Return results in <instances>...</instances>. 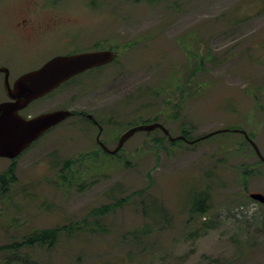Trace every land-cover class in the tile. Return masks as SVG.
<instances>
[{
    "label": "rangeland",
    "instance_id": "1",
    "mask_svg": "<svg viewBox=\"0 0 264 264\" xmlns=\"http://www.w3.org/2000/svg\"><path fill=\"white\" fill-rule=\"evenodd\" d=\"M26 1L0 0V22ZM58 3L66 23L113 27L120 52L112 75L75 78L25 113L113 114L110 146L156 117L173 136L183 126L194 139L222 131L194 144L163 139L159 150L151 139L161 133L139 131L118 154L80 167L82 174L67 171L64 183L63 165L96 148V129L75 118L52 128L15 158L17 180L5 191L0 184V247L122 203L91 218L104 230H63L51 247L0 249V264H264V204L249 196L264 194V162L239 131L253 134L264 157V0ZM71 48L83 46L63 47ZM50 50L34 48L35 64ZM10 164L0 157V175ZM199 192L208 194L202 215L191 211ZM147 225L153 231L142 233Z\"/></svg>",
    "mask_w": 264,
    "mask_h": 264
},
{
    "label": "flooded vegetation",
    "instance_id": "2",
    "mask_svg": "<svg viewBox=\"0 0 264 264\" xmlns=\"http://www.w3.org/2000/svg\"><path fill=\"white\" fill-rule=\"evenodd\" d=\"M57 2H61V0H40V2H37L38 7H36L35 0H27L23 7L11 10L12 12H9L10 14H8V16L5 13L3 14V16L6 15V17L3 18V22H0V94L6 95L7 99L1 100L0 103L9 100L8 91L10 88H13L15 81L20 76L41 67L48 60L58 55H70L91 51H113L115 56L111 62L86 69L69 80L85 75H93L96 77L112 75L113 71L110 70V65L116 61L118 53L120 52L115 43V29L105 23L88 26H75L71 23H66L64 22V16L60 12L61 8L58 6L59 3L57 4ZM9 15L10 21L7 22L6 20L9 18ZM67 43H71L73 46L82 45L83 48H71V50L67 51L66 49H63ZM40 47H49L51 50L47 53L45 61L37 65L35 63L39 61H37L33 55V50L34 48ZM68 81L59 85L55 90L67 84ZM28 107L21 110V114L27 118H32L49 111L66 109L54 108L42 111L38 114H32L25 113V110ZM70 110L74 112V115L65 119L61 123L71 118H75L80 121L86 120L96 129V148L90 151V158L112 157L124 148L123 145L117 153L111 154L101 145V143H103L108 149L112 150L118 144L117 141L116 145L110 146L108 141L110 135L106 132L108 127L107 124L109 123L108 121L111 119L113 120V114H107V118H103V116L90 111L86 112L84 110L76 109ZM90 114L95 117L98 123H96L93 118L89 117ZM59 124L51 127L49 130ZM49 130L43 133L38 139L45 135ZM98 136L100 137V140L97 139Z\"/></svg>",
    "mask_w": 264,
    "mask_h": 264
},
{
    "label": "water",
    "instance_id": "3",
    "mask_svg": "<svg viewBox=\"0 0 264 264\" xmlns=\"http://www.w3.org/2000/svg\"><path fill=\"white\" fill-rule=\"evenodd\" d=\"M114 56L113 51L58 55L48 60L41 67L20 76L15 81L13 88L8 91L9 100L0 103V157L10 160L15 159L51 127L74 115V112L70 109H58L27 118L21 114V110L28 107L35 100L48 95L59 85L82 71L111 62ZM89 117L98 123L92 114ZM156 129L162 130L170 141L184 140L189 144H194L200 139L222 131L218 130L198 139H188L184 135H171L170 130L163 123L156 121L128 128L120 135L117 146L112 150L108 149L103 143L101 145L111 154H115L137 132H151ZM239 131L245 135L256 154L264 162V157L257 144L245 130ZM97 139L100 140V137L98 136ZM249 196L252 200L264 204V194L262 192H252Z\"/></svg>",
    "mask_w": 264,
    "mask_h": 264
},
{
    "label": "trees",
    "instance_id": "4",
    "mask_svg": "<svg viewBox=\"0 0 264 264\" xmlns=\"http://www.w3.org/2000/svg\"><path fill=\"white\" fill-rule=\"evenodd\" d=\"M200 64L201 63H199L198 65H200ZM188 80L189 79H187L186 82L183 83L182 88L186 85ZM69 81H71V80H69ZM156 121H158L157 117L154 118L153 120L148 119L145 121V123H151V122H156ZM155 132L161 133L162 137L161 138L160 137H154L151 139V143H152L151 148L152 149L159 150L161 147V143H162L163 139L168 140V142L170 144H176L178 142H185L184 140L169 141L168 137L160 129H156ZM151 133H152V131L148 132V134H151ZM189 133H190V131L187 130V128L185 126H183L182 131L180 132L179 135H184L188 139H194V138L190 137ZM248 135L251 138H253L252 133L248 132ZM244 140L246 142H248L246 138H244ZM89 153H90V151L83 153V154H80L76 158H72V159H69L66 161V163L63 165V168H62L61 173H60L61 180H63L64 183H66L67 171L73 170L74 173H76V174H78V173L82 174V170L79 169L80 167L83 166L84 170H87L89 168V166L92 167L95 165L93 160H98L101 158V157L90 158ZM89 160H92V162ZM83 163H84V165L87 166L86 169H85V166L83 165ZM15 169H16V164H15V159H13V160H11V164L7 167L5 172L0 175V184H1V189L3 191H5L9 187L10 183L15 182L17 180L16 175H15ZM151 182L152 181L150 180V184L146 188H150ZM146 188H143L142 191H144ZM136 193H139V192H136ZM132 195H129L128 199L131 198ZM126 199L127 198H124L121 200H126ZM207 200H208V194L207 193L206 194H204L203 192L196 193L194 195V201H193V202H195V205L191 209L192 213L200 212L201 215L204 214V212L206 211L205 208H206ZM152 202H158V201L154 199V200H152ZM255 202H257V201H255ZM120 203H122V202H112V203L106 204L104 206H101L98 209H94L89 216L83 218L82 220L73 221V222L69 223L68 225H65L62 227L58 226V227H53V228L50 227V228L41 229V230H34L28 237L23 239V241L21 243H14V244H11L8 246H1L0 249H4V248L19 249L20 246L21 247H23V246L33 247L34 245L51 247L58 241L59 235L63 230L67 231L68 233H72L75 230H80L81 228H83L85 230L92 231V232L97 231V230H102V229L104 230L105 227H103V225H101L99 218H102V215L106 216L110 211L115 210L119 206ZM92 217H99V218H96L92 222L91 221ZM152 218L154 219V221H156L155 215L152 216ZM152 231H153V225H147V226H145L142 233H150Z\"/></svg>",
    "mask_w": 264,
    "mask_h": 264
}]
</instances>
